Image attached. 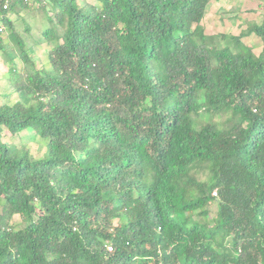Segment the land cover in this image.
Listing matches in <instances>:
<instances>
[{"label":"trees","instance_id":"16d2710c","mask_svg":"<svg viewBox=\"0 0 264 264\" xmlns=\"http://www.w3.org/2000/svg\"><path fill=\"white\" fill-rule=\"evenodd\" d=\"M46 1L47 67L0 35V264H264V19L213 36L210 0Z\"/></svg>","mask_w":264,"mask_h":264},{"label":"rangeland","instance_id":"374dc122","mask_svg":"<svg viewBox=\"0 0 264 264\" xmlns=\"http://www.w3.org/2000/svg\"><path fill=\"white\" fill-rule=\"evenodd\" d=\"M76 2L83 6L98 4L96 0H76ZM51 7L52 5L46 0L41 2L40 0H28L27 5H21L16 1L13 11L7 13V16L11 17L12 26H4L0 20L2 40L15 51L17 45L11 43L8 37L12 33L16 34L24 43V49L32 50L31 57L38 68L47 67V49L50 48L49 44L44 41L42 33L50 25L58 32V35L62 31L61 25L57 24L53 15L54 9ZM49 19H52V23ZM263 19L264 0H210L206 6L202 25L207 35L231 34L239 36L247 31L249 24L260 23ZM241 41L254 53L258 54L260 51L261 42L254 34L242 35ZM7 69L6 55L0 50V100L11 103L15 98V92L9 83ZM27 134L22 131L10 135L5 130L3 140L13 147L25 145L31 154L41 157L44 151L42 140L38 137L27 136ZM209 212V216L215 215V204L209 205ZM12 221L16 224L20 223V219L16 215L12 217Z\"/></svg>","mask_w":264,"mask_h":264},{"label":"built area","instance_id":"2783aa9c","mask_svg":"<svg viewBox=\"0 0 264 264\" xmlns=\"http://www.w3.org/2000/svg\"><path fill=\"white\" fill-rule=\"evenodd\" d=\"M7 6H8V2L6 1V2H4V4H3V8H7ZM212 194L215 195V192H213Z\"/></svg>","mask_w":264,"mask_h":264}]
</instances>
